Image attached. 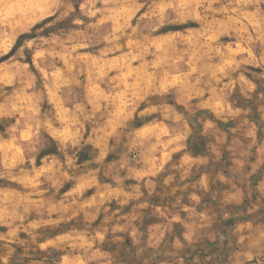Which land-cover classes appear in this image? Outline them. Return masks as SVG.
<instances>
[{"label":"rangeland","instance_id":"obj_1","mask_svg":"<svg viewBox=\"0 0 264 264\" xmlns=\"http://www.w3.org/2000/svg\"><path fill=\"white\" fill-rule=\"evenodd\" d=\"M263 116L264 0H0V264H94L104 251L113 264H264L254 177L229 217L217 209L212 239L179 253V225L159 253L97 236L109 217L84 215L97 184L141 169L146 143L177 148L167 168L183 154L229 167L221 136L264 137ZM135 205L121 213L147 228Z\"/></svg>","mask_w":264,"mask_h":264},{"label":"crops","instance_id":"obj_2","mask_svg":"<svg viewBox=\"0 0 264 264\" xmlns=\"http://www.w3.org/2000/svg\"><path fill=\"white\" fill-rule=\"evenodd\" d=\"M254 128L256 126L253 127V134L251 130V134L240 132L234 136H221L224 141H229L225 146L228 151L224 152L226 150L222 147L221 154H229L232 166L220 169L211 162L213 156L209 154L198 157L183 154L177 164L167 168L166 163L177 148L163 150L159 142L153 143L151 147L144 142L147 145L141 169L130 167L127 171L113 175L114 183L97 184L87 208L84 209L85 219L96 221L104 214L109 219H100L101 223L106 221L107 225H101V231L96 230L97 236L104 238L110 234L127 233L128 237L135 240L145 239L146 245L158 249L159 253H162L159 249L161 243L177 225L182 230L173 240L177 253L200 245L206 239H212L211 228L219 221L217 209L220 213L223 210L227 212L222 217L226 219L230 215L229 209L240 205L248 194V186L242 181L243 178L254 177L257 180L255 187L260 193L259 199H264V137ZM140 131L141 129H137L135 133L138 135ZM151 150H157L152 158ZM152 164L155 168H151ZM231 175L237 177L231 178ZM125 180H131L132 183L126 185ZM219 195L221 201L217 204L218 207H214L212 200ZM113 201L115 204L111 205ZM130 203L144 209V217L150 213L153 215L147 228L141 229L134 225L136 221L142 224V221L134 217L135 214L121 213L120 207ZM112 222L115 225L111 226ZM100 256L94 264H113L109 252L104 251ZM177 260L182 263L181 259ZM160 264L166 263L161 261Z\"/></svg>","mask_w":264,"mask_h":264}]
</instances>
